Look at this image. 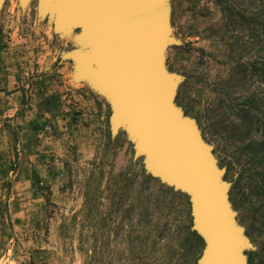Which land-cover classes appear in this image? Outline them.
Listing matches in <instances>:
<instances>
[{
  "label": "rangeland",
  "instance_id": "374dc122",
  "mask_svg": "<svg viewBox=\"0 0 264 264\" xmlns=\"http://www.w3.org/2000/svg\"><path fill=\"white\" fill-rule=\"evenodd\" d=\"M163 1L173 104L221 172L245 264H264V0ZM79 35L48 0H0V264H199L190 195L147 170Z\"/></svg>",
  "mask_w": 264,
  "mask_h": 264
},
{
  "label": "water",
  "instance_id": "95a60500",
  "mask_svg": "<svg viewBox=\"0 0 264 264\" xmlns=\"http://www.w3.org/2000/svg\"><path fill=\"white\" fill-rule=\"evenodd\" d=\"M66 2L67 0L53 1L57 7V17H55L53 5L50 2L49 6L59 26H61V22L64 24H78L82 30L80 40H83V44L81 43V45L85 47L88 44L94 46L95 51L91 60H88V66L91 70H97L104 77L103 87L108 90L109 98L92 71V78L97 81V86L107 96L112 108L113 118L126 126L130 139L136 144L138 151L144 153L147 170L162 181L174 185L190 195L196 229L207 242L204 256L199 264H210L215 259L217 264H224V262L245 264L241 251L246 245L247 239L234 227L231 211L225 201L226 189L221 181V172L215 167L207 147L200 141L192 121L183 118L174 106L172 81L163 73L162 63L161 71L165 79L160 75V66L158 67V63L152 58L148 60L150 70L147 69V62L145 63L150 77L160 76L155 86L160 91L159 95L162 102V106L158 107L160 111L155 112L156 108L152 101L151 104L141 106L139 109L129 107L126 112L120 111L112 85L113 76L107 71L110 64L106 53L108 48L111 51L112 39L122 38H115L114 35H110L108 38L106 36L96 37L86 16L76 15L70 10H66V7L63 6ZM109 2H112L114 7L119 8L122 14L123 11L130 8L129 3L134 4L136 0H128L127 2L110 0ZM116 2L117 5H115ZM143 2L149 16L154 19V26L158 24V19H160L161 61L163 48L162 26L165 18L164 1L158 0V10L155 6V0H143ZM78 37L77 40H79ZM122 67L128 69L124 62ZM141 109L144 111L143 116H141ZM161 112L166 117L167 123L160 119ZM126 116L134 121L127 124L124 120ZM158 118L159 121L152 123ZM141 121L142 126L137 125ZM147 129L158 133L157 141L154 142L147 135ZM175 130L183 132V139L187 140L190 149H186L180 142L175 145L171 144V139H175ZM187 159L189 161L186 164ZM181 162H184L183 166ZM185 164L186 168H184Z\"/></svg>",
  "mask_w": 264,
  "mask_h": 264
},
{
  "label": "bare ground",
  "instance_id": "6f19581e",
  "mask_svg": "<svg viewBox=\"0 0 264 264\" xmlns=\"http://www.w3.org/2000/svg\"><path fill=\"white\" fill-rule=\"evenodd\" d=\"M53 1L54 0H50L49 2L53 5L57 17V7ZM109 1L110 0H67L63 6L66 7V10H70L76 15H85L88 22L91 23L93 33L96 37L106 36V38H108L110 35H114L115 38H122L112 39L111 51H109L108 48L106 53V57L110 64V66L107 67V71L113 76L112 85L120 111L126 112L129 107L139 109L141 106L151 104V101L155 105V112L160 111L158 109V107L162 106L161 96L159 95L160 91L158 87H155L159 81L158 77L160 76L156 75L155 77H150L147 71V69L150 70L151 68L148 60L152 58L158 63V67L160 66L159 72L163 77L159 60L161 48L159 31L160 19H158V24L154 26V19L149 16L143 0H136L134 4L129 3L130 8L123 11L122 14L119 8H116V6L114 7L113 3ZM123 1L127 2L128 0ZM115 5H117V2ZM155 6L158 10V0H155ZM60 24L62 26L78 27L80 29V34L82 32L78 24H64L62 22ZM79 41L83 44V40H80V35ZM86 46L92 50L89 57L90 61L95 48L89 44ZM123 62L128 69L122 67ZM146 62L147 69L145 65ZM92 71L99 78L103 87L104 77L97 70ZM103 90L109 98L108 90H105L104 87ZM143 114L144 111L142 110V115H140L143 116ZM160 119L167 123V119L162 112ZM124 120L127 124L134 121L132 118H129V116L124 117ZM156 121H159V118L152 123ZM137 125L142 126V121ZM146 133L154 142L157 141L158 133L156 131L147 129ZM174 134L175 139H171L172 145L180 142L186 149H190L187 140L183 139V132L175 130ZM188 161L189 159H187L186 164ZM186 164L184 168H186ZM181 165L183 166L184 162H181ZM215 260H212L210 264H217ZM224 264H233V262H224Z\"/></svg>",
  "mask_w": 264,
  "mask_h": 264
}]
</instances>
